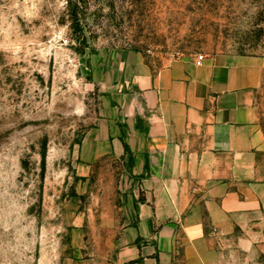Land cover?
<instances>
[{
	"label": "rangeland",
	"instance_id": "374dc122",
	"mask_svg": "<svg viewBox=\"0 0 264 264\" xmlns=\"http://www.w3.org/2000/svg\"><path fill=\"white\" fill-rule=\"evenodd\" d=\"M119 49L155 69L201 54L264 59V0H0V264L114 255L141 182L131 153L87 163L81 145ZM256 106L264 129V80Z\"/></svg>",
	"mask_w": 264,
	"mask_h": 264
},
{
	"label": "crops",
	"instance_id": "0c3cea01",
	"mask_svg": "<svg viewBox=\"0 0 264 264\" xmlns=\"http://www.w3.org/2000/svg\"><path fill=\"white\" fill-rule=\"evenodd\" d=\"M99 125L81 156H133L131 221L111 258L65 264H249L264 253V59L216 54L160 69L139 52L108 53ZM142 196V198H140Z\"/></svg>",
	"mask_w": 264,
	"mask_h": 264
},
{
	"label": "trees",
	"instance_id": "16d2710c",
	"mask_svg": "<svg viewBox=\"0 0 264 264\" xmlns=\"http://www.w3.org/2000/svg\"><path fill=\"white\" fill-rule=\"evenodd\" d=\"M71 4V6H70V12H71V15L72 16H74V17H72V18H74L73 20H72V25H73V28L76 30V29H80L81 28V19H79L78 17H77V15H78V4H79V2H77V3H70ZM85 41H86V39H84ZM126 152L127 153H130V151L128 150V149H126Z\"/></svg>",
	"mask_w": 264,
	"mask_h": 264
},
{
	"label": "built area",
	"instance_id": "2783aa9c",
	"mask_svg": "<svg viewBox=\"0 0 264 264\" xmlns=\"http://www.w3.org/2000/svg\"><path fill=\"white\" fill-rule=\"evenodd\" d=\"M204 59H205V55H203V54L197 56L196 64L201 65L202 62L204 61Z\"/></svg>",
	"mask_w": 264,
	"mask_h": 264
}]
</instances>
